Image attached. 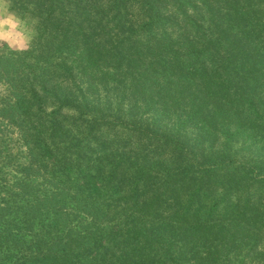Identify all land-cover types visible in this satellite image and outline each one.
Returning <instances> with one entry per match:
<instances>
[{
  "label": "trees",
  "instance_id": "trees-1",
  "mask_svg": "<svg viewBox=\"0 0 264 264\" xmlns=\"http://www.w3.org/2000/svg\"><path fill=\"white\" fill-rule=\"evenodd\" d=\"M17 5L36 36L0 55V118L30 160L0 185V264H264V159L231 149L247 108L264 141V2Z\"/></svg>",
  "mask_w": 264,
  "mask_h": 264
},
{
  "label": "rangeland",
  "instance_id": "rangeland-1",
  "mask_svg": "<svg viewBox=\"0 0 264 264\" xmlns=\"http://www.w3.org/2000/svg\"><path fill=\"white\" fill-rule=\"evenodd\" d=\"M264 2V0H258ZM22 5H17V0H12V10L15 11L20 16H26L31 19H34L31 14H29L25 9L21 8ZM18 7V8H17ZM35 20V19H34ZM36 32V30H35ZM34 41V40H33ZM33 46V42L31 47ZM31 47L28 49L30 50ZM17 51L11 50L7 47V45L0 44V55L12 56L17 59ZM5 62H0V106L6 103L8 100L12 98L13 91L17 88V76L16 79L11 80L14 69H17V65L12 66L9 74H5L2 70L5 67ZM9 68V67H8ZM13 69V70H12ZM20 70V69H18ZM10 79V81H9ZM13 83V85L11 84ZM16 85V86H15ZM47 114L51 113V106L47 108ZM18 117V116H17ZM239 119V118H238ZM237 119V120H238ZM254 120L253 115L250 114L249 108L243 110L241 114L240 123L244 125L241 131H245L248 134V137H243L240 140L236 139L233 141L231 149L236 152V157L242 161H250L251 157L257 156L258 153L262 159H264V141H261V144H258V138L255 137V133L251 132L252 127H249V122ZM262 118H257L256 121H261ZM31 130L30 128L27 130L19 126L17 123L12 122L8 118L1 117L0 118V185L6 186L9 190L17 191V178L21 177V167L23 164H27L30 160L29 148L27 146L25 132ZM33 131V130H32ZM237 131V130H233ZM258 131V128L256 129ZM131 132V131H130ZM127 129H123L118 134L116 130L113 129L111 134H117V137L120 136L122 138H126L127 134L130 133ZM132 133V132H131ZM133 134V133H132ZM223 142V141H222ZM220 143L222 146L225 144ZM253 145H257L262 147L261 149H255ZM227 148L231 151V149L227 146ZM139 152V151H138ZM145 152V153H144ZM144 152H139L141 155L145 154V157L148 158L151 154L148 150ZM232 152V151H231ZM233 153V152H232ZM235 156V154L233 153ZM30 177H34L30 176ZM34 182L37 184H41V187H46L47 184L45 179L42 176H35ZM1 190V188H0ZM264 248V235L263 241L260 244V247H257V251ZM243 264H262L256 260L254 263H251L249 259H247Z\"/></svg>",
  "mask_w": 264,
  "mask_h": 264
},
{
  "label": "clouds",
  "instance_id": "clouds-1",
  "mask_svg": "<svg viewBox=\"0 0 264 264\" xmlns=\"http://www.w3.org/2000/svg\"><path fill=\"white\" fill-rule=\"evenodd\" d=\"M36 21L12 10V0H0V44L17 52L27 51L35 39Z\"/></svg>",
  "mask_w": 264,
  "mask_h": 264
}]
</instances>
